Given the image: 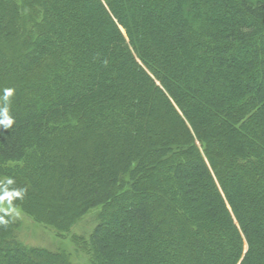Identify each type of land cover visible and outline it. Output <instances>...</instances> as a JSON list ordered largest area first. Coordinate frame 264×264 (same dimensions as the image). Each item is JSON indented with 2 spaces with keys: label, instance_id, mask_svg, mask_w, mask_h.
Segmentation results:
<instances>
[{
  "label": "trees",
  "instance_id": "1",
  "mask_svg": "<svg viewBox=\"0 0 264 264\" xmlns=\"http://www.w3.org/2000/svg\"><path fill=\"white\" fill-rule=\"evenodd\" d=\"M4 107L0 200L94 211L89 264H264V0H0ZM0 218V264H79Z\"/></svg>",
  "mask_w": 264,
  "mask_h": 264
},
{
  "label": "rangeland",
  "instance_id": "2",
  "mask_svg": "<svg viewBox=\"0 0 264 264\" xmlns=\"http://www.w3.org/2000/svg\"><path fill=\"white\" fill-rule=\"evenodd\" d=\"M0 212L9 214L20 221L19 239L26 244H38L49 249H63L70 254L71 259L79 264H89L86 255L78 251L72 243V234H81L89 231L92 225L94 211L90 212L79 221L67 234L59 235L52 228L35 223L30 216L25 214L18 206H12L0 200Z\"/></svg>",
  "mask_w": 264,
  "mask_h": 264
},
{
  "label": "clouds",
  "instance_id": "3",
  "mask_svg": "<svg viewBox=\"0 0 264 264\" xmlns=\"http://www.w3.org/2000/svg\"><path fill=\"white\" fill-rule=\"evenodd\" d=\"M12 94V90L11 89H7L5 90V100H7L8 96H11ZM0 116H2L3 118L0 119V124H2L5 128H8L12 125L13 121L12 119L8 116V109L7 107H4L2 109H0ZM0 222H4L2 220V218H0Z\"/></svg>",
  "mask_w": 264,
  "mask_h": 264
}]
</instances>
